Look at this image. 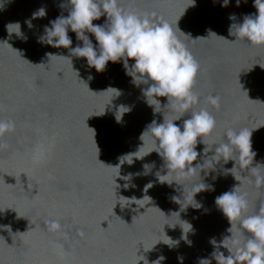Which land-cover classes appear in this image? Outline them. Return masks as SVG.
<instances>
[{"label":"water","instance_id":"obj_1","mask_svg":"<svg viewBox=\"0 0 264 264\" xmlns=\"http://www.w3.org/2000/svg\"><path fill=\"white\" fill-rule=\"evenodd\" d=\"M189 2L122 0V6L141 15L155 13L154 20H167L173 27L178 20L179 29L190 34L178 33L200 64L194 87L200 97L197 108L207 107L216 121L206 144L224 142L228 128L262 125L252 131L256 156L249 167L264 175V68L260 67L264 46L234 41L236 37L229 35L231 24L256 13L253 0H241L239 7L235 0L226 7H221L222 0H196L195 6L187 7ZM62 3L66 0H11L0 10V119L14 123L13 130L0 137V264H159L161 256L160 264H180L178 256L183 264H199L202 258L217 264L211 255L217 249L210 239L219 245L231 234L215 198L239 184L225 173L234 161L221 160L212 171L205 164L202 170L205 175L210 170L207 176L202 171L195 178H179L184 187L158 181L156 173L166 174L167 169L155 151L142 159L134 157L132 164L120 162V156L142 145L139 135L146 125L175 113L164 106L165 97H158L161 112L154 113L140 91L146 86L130 83L122 62L109 61L104 71L97 72L86 58L70 56L66 48L38 43L50 20L67 16V8L59 7ZM41 7L46 15L33 19L32 13ZM233 14L235 19L230 20ZM104 19L93 23L102 24ZM15 22L20 25L19 36L6 28ZM9 30L18 27L10 25ZM68 35L71 47L82 44L75 33ZM109 87L121 94L112 98L115 90H106ZM209 95L219 98L218 106L207 104ZM120 105L131 111L117 123L114 114ZM187 118L186 113L174 123ZM197 139L200 153L205 145ZM150 147L146 137L144 148ZM37 151L43 153L39 162L34 160ZM197 162L202 163L200 155L193 164ZM145 164L150 166L147 173ZM241 174L248 177L239 186L246 193V216L264 205V184L257 188L252 172ZM202 180L211 190L194 195L201 207L189 205L180 211V204L182 210L194 203L192 186ZM150 182L152 186H146ZM50 220L59 221L61 231L49 232ZM184 221L194 230L186 234L191 245L181 238L182 229L188 227ZM234 235L242 242L248 238ZM218 250L228 255L222 245Z\"/></svg>","mask_w":264,"mask_h":264},{"label":"clouds","instance_id":"obj_2","mask_svg":"<svg viewBox=\"0 0 264 264\" xmlns=\"http://www.w3.org/2000/svg\"><path fill=\"white\" fill-rule=\"evenodd\" d=\"M10 2L11 0H0V10H3ZM244 2L246 3L247 0ZM195 3L196 0H190L187 7L195 6ZM228 3L229 0H222L221 7H226ZM240 3L241 0H235L237 7ZM253 6L256 8V13L244 15L243 22L238 25L231 24L229 35L236 37L234 41L244 40L254 46H264V0H253ZM59 7L67 8V16L61 14L54 20H50V26H45L44 34L37 38L38 43L66 48L70 56L86 58L87 65L94 67L97 72L104 71L109 61L122 62L125 75L131 77L130 83L136 87L146 86L140 88V91L146 98L147 105L153 107L154 113L161 112V101L158 97H165L164 106H168L175 113L171 118H166L163 114L161 123L153 119L146 125L139 135L142 145L137 151L120 156L118 158L120 162L126 161L132 164L134 157L142 159L155 151L167 169L166 174L156 173L158 181L169 186L175 182L184 187L180 177L201 176L205 164H209L211 170L221 160L225 164L229 160L234 161L230 169H225V173H231L239 184L215 198V205L230 224L227 231L231 235L224 237L219 245L214 238L210 239V243L217 249L211 255L217 264H264V205L256 213L245 216L248 202L246 193H241L239 187L245 179H248L241 174L244 170L253 173L255 177L253 182L257 188L264 184V175L259 174L257 169L249 167L256 156V152L252 149V131L262 125L254 129L228 128L224 133V142L214 143L211 146L206 144V138L212 135L216 127V121L207 107L197 108L200 97L194 91V87L200 64L178 35L180 33L190 37V34H185L179 29L178 20L173 27L167 20H154L152 17L155 13L141 15L135 11L126 10L122 6V0H66V3L60 4ZM45 15L46 11L41 7L32 13V18ZM102 16L105 18L102 24L93 23L94 20H100ZM229 19L234 20V14L230 15ZM26 23L31 27L30 20ZM10 25H16L18 31H10ZM6 28L10 34L21 35L19 22L9 23ZM69 31L75 33L76 40L82 44L71 47L73 41L68 35ZM208 32L213 33L210 29ZM88 33L94 37L95 45ZM49 54L46 55L49 57ZM130 60L134 62L129 64ZM260 67L264 68L261 65ZM108 89L115 90L112 98L121 94L116 88L109 87L106 90ZM205 100L209 105L218 106V97L209 95ZM129 111L131 108L128 106H118L114 114L116 122L120 123L123 114ZM186 113L189 118L184 119L180 124L174 123ZM13 128L12 121L0 119V137L12 131ZM146 137L151 139V147L145 150ZM198 137L199 143L205 145L200 153L196 150ZM210 151L213 154L207 156L206 154ZM198 155L202 157V163L193 164L197 161ZM42 158L43 153L37 151L34 160L39 162ZM143 167L147 173L150 166L145 164ZM237 168L241 170L240 174H236ZM198 169L201 170L198 172ZM209 171L206 175L203 171L204 175L207 176ZM130 175L123 179H129ZM146 186L151 187V182ZM125 187L128 185L126 184ZM204 190H211V186L203 180L201 183H194L191 196L194 203L184 205L182 210L180 204V211H184L189 205L200 208L201 205L194 200V195ZM183 199L182 196L180 199L182 203ZM184 222L188 227L182 229L185 235L181 238L191 245L186 234L194 230L190 223ZM47 229L49 232H59L62 225L57 220H50L47 222ZM234 233L247 234L248 238L242 242ZM164 243L170 247L174 244ZM220 245L227 249L228 255L218 250ZM163 259L164 257L161 256L156 261L160 264ZM177 259L180 264H183L182 256H178ZM199 264H210V260L202 258Z\"/></svg>","mask_w":264,"mask_h":264}]
</instances>
